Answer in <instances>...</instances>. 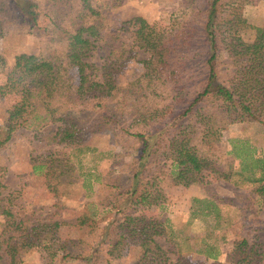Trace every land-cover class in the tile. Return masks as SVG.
I'll return each instance as SVG.
<instances>
[{"label": "trees", "instance_id": "trees-1", "mask_svg": "<svg viewBox=\"0 0 264 264\" xmlns=\"http://www.w3.org/2000/svg\"><path fill=\"white\" fill-rule=\"evenodd\" d=\"M258 1L187 0L182 18L172 20L163 33L141 17L110 31L106 13L89 0H62L49 29L39 25L36 0H0V37L9 25L24 26L46 48L40 55L16 56L7 86L0 85V98H16L0 146L18 128L33 130L47 145L72 150L88 149L86 141L99 133L112 138L111 144H139L129 184L111 181L110 195L101 202L98 221L104 225L98 226L88 211L77 219L92 234L85 242L84 264H109L129 240L141 249L136 264H179L171 263L157 242L166 233L162 224L134 212L148 203L164 204V183L187 188L204 174L231 181L233 163H217L211 153L217 132L235 123L264 127V26L251 25L244 14L246 6ZM119 3L113 0L112 6ZM121 32H130L133 45L148 56L139 61L142 73L125 83L119 73L131 53ZM96 53L101 54L98 64L89 61ZM48 126L47 133L41 132ZM249 153L245 144L234 146V156L241 160L239 176L258 171L244 181L263 201L264 157ZM31 161L32 173L43 177L54 196L66 197L68 186L85 189L68 158L49 153ZM195 201L202 204V213L219 219L212 201ZM2 214L6 237L0 241V264L4 257L7 264H19L38 247L51 248L52 259L71 257L70 243L59 241L60 222L16 220L8 210ZM206 247L213 251L207 259L220 264L215 248ZM258 250L242 240L226 262L257 264Z\"/></svg>", "mask_w": 264, "mask_h": 264}, {"label": "rangeland", "instance_id": "rangeland-1", "mask_svg": "<svg viewBox=\"0 0 264 264\" xmlns=\"http://www.w3.org/2000/svg\"><path fill=\"white\" fill-rule=\"evenodd\" d=\"M36 1L40 5L39 25L51 29L56 9L62 0ZM186 1L119 0V5L113 7V0H89L92 7L106 13L110 31L119 29L123 22L133 17H141L156 31L163 33L169 31L172 20L182 18ZM71 7L76 8L74 5ZM244 14L251 25L264 26V0L246 6ZM121 36L131 53L119 73V80L125 83L142 73L139 61L148 56L133 45L130 32H121ZM44 49L43 40L26 27L7 26L0 37V85L7 86L16 56L40 55ZM99 56L101 54L96 53L89 61L98 64L101 61ZM15 101L13 94L0 98V141L4 137L3 125L8 111ZM50 128H42L41 132L47 133ZM37 134L31 129L18 128L0 146V182L3 187L0 190V241L6 237L3 210H8L16 220L57 221L62 224L59 241L70 243L71 257L52 259L49 256L51 248L38 247L23 256L19 264H84L82 257L87 253L85 242L91 240L92 234L90 227H79L77 219L88 211L89 215L93 214L98 226L104 225V222L98 221L103 213L101 202L110 195L111 181L129 184L131 165L140 154L139 144L133 140L111 144L112 138L99 133L86 141L88 149L72 150L71 147H64V144L47 145ZM241 144L247 146L253 158L264 157V127L256 123H235L217 132L211 153L217 163H233L235 175L231 181L204 174L200 183L187 188L167 187L164 183V204L156 206L148 203L135 210V215L162 224L166 233L156 239L171 263L212 264L207 259L211 250L206 247L209 244L217 253L216 262L227 264L238 243L245 240L249 247L258 246L260 261L257 264H264V200L259 201L253 191L254 186L244 181L248 177H257L258 171L239 176L241 160L234 156V146ZM49 153L68 158L85 183V189L80 191L68 186L66 197L50 193L43 177L34 175L31 169L32 158ZM202 199L215 204L219 219L215 218L214 213L206 215L200 211L202 204L195 200ZM106 214L110 218L111 215ZM140 254L138 242L129 240L119 256L110 259L109 264H136ZM1 262L7 264L6 258Z\"/></svg>", "mask_w": 264, "mask_h": 264}]
</instances>
